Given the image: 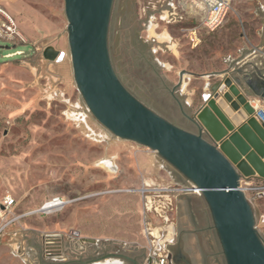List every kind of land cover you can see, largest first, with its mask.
Segmentation results:
<instances>
[{
    "label": "rangeland",
    "instance_id": "rangeland-1",
    "mask_svg": "<svg viewBox=\"0 0 264 264\" xmlns=\"http://www.w3.org/2000/svg\"><path fill=\"white\" fill-rule=\"evenodd\" d=\"M184 4L189 5L188 0H115L109 48L126 88L158 115L190 130L183 114L190 116V89H195L197 103L208 80L218 79L214 75L228 69L233 58L259 48L264 38V0H234L223 25L213 32L197 24V46L189 39L195 22ZM30 5L43 15V25L14 16L13 34L2 25H10L3 16L0 25V209L6 196L17 200L13 211L0 217L4 228L0 264H63L69 259L105 257L115 251L106 244L111 237L140 242L133 255L145 259L154 241L164 244L172 233L174 211L161 197L166 194L147 192L142 194L162 200L163 217L145 213V199L134 190L181 189L188 181L157 153L113 136L89 112L74 79L65 1L33 0ZM48 48L63 52L64 59L45 58ZM154 160L179 178L181 186H169L167 172L161 170L159 175L157 170L154 185L145 187L144 179L151 183L152 176L143 178V169ZM241 186L260 188L245 194L264 241V193H260L264 180L243 179ZM54 196L70 201L64 210L47 217L29 214ZM28 224L57 228L56 235L66 245L62 262L54 257L47 262L36 248L28 247ZM147 227L152 229L146 231ZM77 232L97 238L100 245L80 256L78 245L72 243ZM156 232L162 234L161 240L155 239ZM217 251L221 264H226L219 242ZM114 253L127 254L122 246Z\"/></svg>",
    "mask_w": 264,
    "mask_h": 264
},
{
    "label": "water",
    "instance_id": "water-1",
    "mask_svg": "<svg viewBox=\"0 0 264 264\" xmlns=\"http://www.w3.org/2000/svg\"><path fill=\"white\" fill-rule=\"evenodd\" d=\"M64 1L74 79L89 112L113 136L157 153L188 181L186 192H200L227 264H264V241L241 186L264 180V123L251 103L264 101V64L256 73L239 67L215 74L190 118L197 132H190L148 108L116 73L109 48L115 0ZM43 56L62 61L65 54L48 48Z\"/></svg>",
    "mask_w": 264,
    "mask_h": 264
},
{
    "label": "crops",
    "instance_id": "crops-1",
    "mask_svg": "<svg viewBox=\"0 0 264 264\" xmlns=\"http://www.w3.org/2000/svg\"><path fill=\"white\" fill-rule=\"evenodd\" d=\"M32 2L33 0H0V9L5 11L9 16L16 17V19L19 21H28L31 24L37 23L38 25H43V15L35 13V9H33L30 5ZM64 39L65 37L61 35L59 42L62 44L64 42ZM263 64L264 38L258 49H252L249 52L244 53L241 57L233 58V60L230 61L228 69L226 70L232 68L231 71L233 72L234 69L243 67L245 69V72L256 73V71L262 69ZM210 84L211 83H209L208 80V83L206 82L205 86L201 88L202 94L203 92H206L208 90ZM195 93V89H190V116L188 115L189 119L193 117L196 110L203 106L202 98H200L197 103L195 102ZM221 111L224 112V110L222 109ZM228 120L230 121V118H228ZM234 128L235 132L238 127L234 126ZM187 131L197 132L195 129H193L191 124L190 130ZM229 134L231 135L232 132H230ZM165 168L166 167L157 160H154L149 164L146 163L143 169V171H145V173L143 174V178L145 177V175H151L152 178L149 177L151 183H148V180L144 179L146 181L144 183L145 187H152V185H154L153 176H155V171L157 170L159 172V175H162L160 172L161 170L167 172L170 178V182H172V184L170 183L169 186H181L179 185L181 184L179 178L173 177L172 173L170 171L168 172ZM182 186H187V184L182 183ZM140 188L142 187L139 186L134 191H137V193L141 195L140 197L142 200L145 199V213H151L156 215L157 217H163V215L161 214V208L163 207H161L160 205V202H162V200H157L156 197L153 196L143 195ZM54 197L49 198L45 202L51 200ZM161 197L164 199L166 204L172 206V209L174 211V214L172 215L174 221V223H172L173 231L171 234L167 235L168 239L171 238L173 240V242L166 248L168 251L165 254L169 255L168 264H221V261L218 259L220 254L219 251H217L218 242L220 245L221 243L217 234V230L215 228L210 208L206 200L201 195H198L196 193L183 192H174ZM37 209H32V211ZM47 216L50 215H45L44 217ZM156 223L158 224V222ZM26 229L29 236V238L27 239L28 247L30 249L36 248L41 253V255L44 256L47 262L50 261L51 257H54L52 259L56 260L57 258H61L62 256H64L66 245L65 243H63L62 238L56 235V231H58L57 228H41L35 225L28 224V228ZM47 232L48 234H46ZM75 235L76 237L72 238V243L75 242L74 244L78 245L80 256L87 254V251L90 249H97V247L100 245V241L97 238H87L85 236H81L78 232L75 233ZM162 237L163 236L161 233L156 232L155 239L161 240ZM38 239L39 242H37ZM107 241H109L110 243L106 244L113 246V250H115L113 251V253L107 254L105 257L100 258L81 257L74 260L69 259L63 262V264H157L158 258L154 254H152V249L149 250L150 253H147L145 259H139L141 258L140 256L135 257L133 255L134 252L138 250V245L140 242H135V240H132L130 238H128V240H123L122 242H120V240H118L117 238L112 237ZM17 245L18 244H11V247L15 248L17 247ZM120 246H122V249L127 252V254L120 255L119 253H114L116 252V250L120 249ZM60 248L64 253H54L51 256L47 254L48 251H57L60 250ZM161 255L162 254H160L159 256ZM60 261L62 262V258Z\"/></svg>",
    "mask_w": 264,
    "mask_h": 264
},
{
    "label": "built area",
    "instance_id": "built-area-1",
    "mask_svg": "<svg viewBox=\"0 0 264 264\" xmlns=\"http://www.w3.org/2000/svg\"><path fill=\"white\" fill-rule=\"evenodd\" d=\"M190 8H188V12L190 14V18L192 21L195 23L192 25L189 31V39L190 42L193 46H197L200 43V38L198 35V27L197 24H200L203 29L208 30L209 32H213L217 29H219L224 21L227 18V15L231 9L232 3L234 0H188ZM2 16L7 19V21L10 23V25L7 26L4 23L2 24L3 26L7 27L8 33H14V28H15V22L9 16L5 11L0 9V25L2 21ZM18 55L21 54V52L17 53ZM16 54V55H17ZM12 55H9L7 57H11ZM252 106L256 110L255 117L256 119L264 123V108L262 107V100L260 99H252L251 101ZM260 188L253 189L251 186L250 188L243 189L244 192L246 190H259ZM147 192H153L155 194H171L170 192H183V193H190L186 192V189L183 187L181 189H175L172 190L169 187H162V188H155V189H144L142 190V193L145 194ZM191 193H196L200 195V192L198 190H193ZM260 193H264V188L261 189ZM70 201L61 198V197H54L51 200L45 202L39 210L32 211L29 214H35V213H40L44 215H52L61 212L66 208V206L69 204ZM16 206V200L11 196L8 195L5 197L3 203H2V209H0V217L4 219L7 214L11 213ZM171 210H173L171 208ZM20 216L15 217V220H18ZM4 228H0V234ZM150 229L147 227L146 231H149ZM149 235H151L154 238V234L152 232H148ZM168 238L164 241L165 243L159 244H153L152 243V250L156 249H164L167 248L171 243L172 239L170 242H166ZM56 253V251H48L47 254L49 256L53 255ZM57 254V253H56ZM156 254V255H155ZM161 253H154V255L158 258L157 259V264H168L169 261V255L168 254H162L159 256Z\"/></svg>",
    "mask_w": 264,
    "mask_h": 264
},
{
    "label": "bare ground",
    "instance_id": "bare-ground-1",
    "mask_svg": "<svg viewBox=\"0 0 264 264\" xmlns=\"http://www.w3.org/2000/svg\"><path fill=\"white\" fill-rule=\"evenodd\" d=\"M184 7H186L187 9L188 8H190V5H186V4H184ZM160 40H166V37H164V36H160V35H156ZM61 53V52H60ZM64 59V58H63ZM256 108V107H255Z\"/></svg>",
    "mask_w": 264,
    "mask_h": 264
},
{
    "label": "flooded vegetation",
    "instance_id": "flooded-vegetation-1",
    "mask_svg": "<svg viewBox=\"0 0 264 264\" xmlns=\"http://www.w3.org/2000/svg\"><path fill=\"white\" fill-rule=\"evenodd\" d=\"M122 81V80H121ZM123 83V82H122ZM124 84V83H123ZM184 114V118L186 119V120H188L189 121V123H190V119H189V117H188V115L187 114H185V113H183ZM169 188H171L172 190H175V189H177V188H174V187H169ZM170 193H172V192H170ZM169 220V219H168ZM172 223H174V222H172Z\"/></svg>",
    "mask_w": 264,
    "mask_h": 264
}]
</instances>
